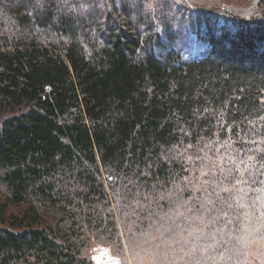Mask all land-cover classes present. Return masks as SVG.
I'll return each mask as SVG.
<instances>
[{"label": "trees", "instance_id": "obj_1", "mask_svg": "<svg viewBox=\"0 0 264 264\" xmlns=\"http://www.w3.org/2000/svg\"><path fill=\"white\" fill-rule=\"evenodd\" d=\"M215 2L0 0V264L246 263L264 14Z\"/></svg>", "mask_w": 264, "mask_h": 264}, {"label": "rangeland", "instance_id": "obj_2", "mask_svg": "<svg viewBox=\"0 0 264 264\" xmlns=\"http://www.w3.org/2000/svg\"><path fill=\"white\" fill-rule=\"evenodd\" d=\"M215 3H221L225 9H228V12L252 14V13H262L264 14V6L261 5V0H255L254 3L247 2L243 3L241 0H215ZM193 47V44L190 48ZM189 51V50H187ZM208 191V190H207ZM172 236V235H171ZM170 239L173 238V236ZM250 241L246 245L245 255L246 263L245 264H264V235L260 232L250 233ZM175 243L174 241H169L168 246L172 247ZM92 255L96 259L97 257L102 256H111V251L109 247L106 246H95L92 251ZM193 264H207L206 261L200 257L194 260Z\"/></svg>", "mask_w": 264, "mask_h": 264}, {"label": "crops", "instance_id": "obj_3", "mask_svg": "<svg viewBox=\"0 0 264 264\" xmlns=\"http://www.w3.org/2000/svg\"><path fill=\"white\" fill-rule=\"evenodd\" d=\"M94 264H121V262L117 257L105 256V258L97 257Z\"/></svg>", "mask_w": 264, "mask_h": 264}]
</instances>
